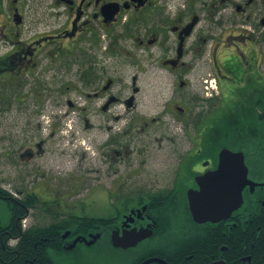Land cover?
<instances>
[{
    "label": "flooded vegetation",
    "instance_id": "af4514ba",
    "mask_svg": "<svg viewBox=\"0 0 264 264\" xmlns=\"http://www.w3.org/2000/svg\"><path fill=\"white\" fill-rule=\"evenodd\" d=\"M208 45L229 119L260 129L264 0H0V264H36L23 237L54 261L98 244L132 264H263L264 184L219 221L190 209L228 147L187 78ZM162 77L173 88L150 115L140 81Z\"/></svg>",
    "mask_w": 264,
    "mask_h": 264
},
{
    "label": "rangeland",
    "instance_id": "374dc122",
    "mask_svg": "<svg viewBox=\"0 0 264 264\" xmlns=\"http://www.w3.org/2000/svg\"><path fill=\"white\" fill-rule=\"evenodd\" d=\"M261 61V69L264 72V53L262 55ZM211 55H210V46H206L203 55H201L199 64H196L194 70L191 72L188 79H190L192 86L190 87L193 89L196 94L198 95L199 105L197 106L196 110L200 113L201 118H204L203 115L208 113L209 110H213L208 113V118L206 119L207 122H212L214 119L218 120V118L223 117V122L220 120L218 125L226 124L229 121L230 111L232 101L233 100H225L219 89L214 91L211 94V91L207 95L204 93V80L206 78H211L208 74V66L204 62H210ZM155 81V85L151 86V82ZM178 82V81H177ZM142 86V93L140 95V106L141 109L147 112L150 115H155L160 109L161 104L165 98L169 95L171 89L173 88L172 80L170 78H156V79H142L140 81ZM236 100L239 97L235 96ZM251 97V96H249ZM254 101V98H251ZM257 100V99H256ZM235 101V100H234ZM239 105V102H237ZM258 105L260 110L264 109V98L263 96L260 97V101L255 104ZM232 124L235 126L233 128H238L243 132L244 137L246 138L245 143L250 147L254 146L253 140V132L252 128H244L243 124L240 122V118L242 119V113H234L232 112ZM255 128V127H254ZM179 133L184 134V130L175 128ZM203 130V128H202ZM217 130V129H216ZM216 130L211 129L207 131L209 136L216 135ZM258 133L264 132V122L261 125L260 129H256ZM239 135V134H238ZM207 136V135H206ZM251 138H250V137ZM215 138V137H214ZM225 140L215 138L213 141V145L215 143H223ZM228 142V141H227ZM260 143V141H259ZM257 145L259 148L258 152H253L250 147H246L245 155L247 158V164L251 167V175L256 179H264V144L261 143ZM216 144V145H217ZM229 148L232 150H242L238 149L239 145L233 144L231 142L227 143ZM186 146V145H185ZM259 152L261 153L262 161L259 159ZM100 213L99 208L97 207H89L87 209V214L89 216H98ZM77 255H63V254H54L55 260L59 264H74L76 259L81 260L82 264H132L134 257H130L127 254L117 252V251H103L99 248L98 244H94L92 246H87L84 250H79Z\"/></svg>",
    "mask_w": 264,
    "mask_h": 264
},
{
    "label": "water",
    "instance_id": "95a60500",
    "mask_svg": "<svg viewBox=\"0 0 264 264\" xmlns=\"http://www.w3.org/2000/svg\"><path fill=\"white\" fill-rule=\"evenodd\" d=\"M200 183V190L189 192L190 209L198 222L219 221L229 217L233 211L243 205V191L246 185H250L251 190H254L256 185L264 184L255 183L249 178V167L246 164L244 152L228 147H224L219 153L218 168L203 177ZM143 237L136 235L125 244L115 238L114 243L127 247L136 245ZM153 260L156 258L147 259L142 264H148Z\"/></svg>",
    "mask_w": 264,
    "mask_h": 264
},
{
    "label": "trees",
    "instance_id": "16d2710c",
    "mask_svg": "<svg viewBox=\"0 0 264 264\" xmlns=\"http://www.w3.org/2000/svg\"><path fill=\"white\" fill-rule=\"evenodd\" d=\"M263 120H264V118H263ZM222 122H223V119H222ZM233 127H235V126L232 124L231 119H229V121L225 125L222 123L216 128L217 133H216V135H214V137L217 139L225 140L224 144L228 147H229V145L227 143L231 142L233 144L239 145L238 149H243L244 151H246V147H250L249 145H247L245 143L247 137H244L245 135H243V132L241 130H239L238 128H233ZM243 127H246V126L243 125ZM252 132H253V137H254L253 138L254 146L250 147V148L253 152L257 153L259 150V148L257 147L259 141H260L259 144H261V143L264 144V132L258 133L256 128H254V129L252 128ZM219 146H222V145L218 144L217 148ZM95 222H96V218H88L89 226H92ZM248 234L250 236V232H248ZM245 235L246 234H243L240 236H245ZM42 241H44V240H42ZM42 243H43V245H42ZM22 245H23V250L26 253H28L29 255L32 256V253L34 252L38 256L36 264H57V262L54 261V259L51 260L49 258L48 254H47L48 253V251H47L48 245H46L44 242H41L39 247L37 249H34V243H33L32 239L23 237L21 246ZM55 248L57 250L62 249L60 246H57V245H55ZM262 253L264 256V240H263V244H262ZM263 264H264V262H263Z\"/></svg>",
    "mask_w": 264,
    "mask_h": 264
},
{
    "label": "built area",
    "instance_id": "2783aa9c",
    "mask_svg": "<svg viewBox=\"0 0 264 264\" xmlns=\"http://www.w3.org/2000/svg\"><path fill=\"white\" fill-rule=\"evenodd\" d=\"M212 81H214V79H213ZM213 85H214V84H213Z\"/></svg>",
    "mask_w": 264,
    "mask_h": 264
}]
</instances>
